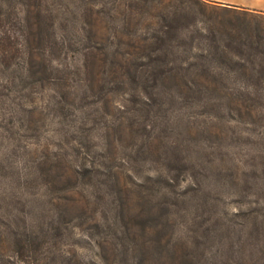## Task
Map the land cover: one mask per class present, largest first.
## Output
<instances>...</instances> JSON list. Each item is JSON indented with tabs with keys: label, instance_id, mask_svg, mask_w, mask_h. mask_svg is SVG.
Returning <instances> with one entry per match:
<instances>
[{
	"label": "rangeland",
	"instance_id": "obj_1",
	"mask_svg": "<svg viewBox=\"0 0 264 264\" xmlns=\"http://www.w3.org/2000/svg\"><path fill=\"white\" fill-rule=\"evenodd\" d=\"M145 1L0 0V264H264V103L228 109L187 93L181 108L162 92L142 103L119 87L100 11L111 25L120 15L125 28H156L162 2ZM82 6L91 9L84 40ZM24 38L37 46L29 64ZM88 45L97 55L87 76ZM85 79L90 88L80 91ZM152 140L162 157L149 151ZM93 161L105 205L93 201L85 168ZM161 166L172 184L160 180ZM19 226L42 237L30 255L16 244Z\"/></svg>",
	"mask_w": 264,
	"mask_h": 264
},
{
	"label": "trees",
	"instance_id": "obj_2",
	"mask_svg": "<svg viewBox=\"0 0 264 264\" xmlns=\"http://www.w3.org/2000/svg\"><path fill=\"white\" fill-rule=\"evenodd\" d=\"M149 1L146 0L145 4L148 5ZM161 2L162 6L156 13L161 19L159 26L141 31L122 26L120 15L113 17L114 25H111V20L106 19V13H103L105 11H100L102 15L104 14L102 19L105 21V31L101 35L103 53L105 57L112 56L116 63L114 77L119 87L124 88L126 85L131 87L132 93L145 98L142 103H149V93L162 92L163 99L176 102L177 107L181 108L186 106L187 93L201 96V100L205 97H215L218 105L228 109H253L264 103L263 11L214 0H179L178 2L161 0ZM131 4L125 5L119 13H130ZM22 6L24 10L30 9L29 4ZM148 9L146 7L145 11ZM90 10L87 6L81 7V17L84 18V22L76 32L81 40L88 37L90 28L87 18L91 15ZM39 33L40 36L43 34L41 30ZM65 40L67 39L64 35L61 43L65 44ZM52 46H55L54 42ZM35 47L37 48L26 38L21 42L27 64L33 58ZM95 55L97 53L93 52L90 45L83 49L82 69L87 76L91 74ZM170 83L175 89L174 92H166V86ZM89 85L90 83L85 79L78 89L87 91ZM238 85L242 90L235 89ZM161 86L162 91L159 90ZM151 87H154L152 91ZM186 88L191 90L187 92ZM127 104V102H119L118 107L126 108ZM119 125H123V120H120ZM100 136L105 147L108 144L107 131L101 132ZM175 139L171 144L176 142ZM159 145L152 140L149 151L162 157ZM100 164L93 161L85 168L93 188V201L97 199L96 202L102 203L103 200L105 205V192L102 191L105 182L99 176ZM166 169L161 166L157 172L158 176L160 180L164 178L167 183L172 184L173 178ZM89 203L91 201L83 210L90 206ZM168 206L165 204L164 207ZM92 209L91 216L97 215L99 208L96 206ZM115 214L118 222L122 220L123 225L128 227L121 205L115 206ZM96 223L103 224L101 220H97ZM57 228L59 225L53 222L47 228L48 234L55 235ZM47 230L41 235L44 236ZM14 235L19 249L28 251L29 255V252L36 250V242L42 238L33 231L21 229L20 226ZM104 243L103 239H96V246L99 249L105 248ZM101 255L106 258L104 254ZM22 260L25 261L26 257L24 256ZM39 261L36 264L50 263V260ZM183 261L190 260L186 257Z\"/></svg>",
	"mask_w": 264,
	"mask_h": 264
},
{
	"label": "crops",
	"instance_id": "obj_3",
	"mask_svg": "<svg viewBox=\"0 0 264 264\" xmlns=\"http://www.w3.org/2000/svg\"><path fill=\"white\" fill-rule=\"evenodd\" d=\"M217 1L243 5L264 12V0H217Z\"/></svg>",
	"mask_w": 264,
	"mask_h": 264
}]
</instances>
